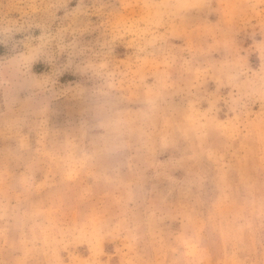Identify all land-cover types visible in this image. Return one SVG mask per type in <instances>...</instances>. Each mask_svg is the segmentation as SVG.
<instances>
[{"label": "rangeland", "instance_id": "rangeland-1", "mask_svg": "<svg viewBox=\"0 0 264 264\" xmlns=\"http://www.w3.org/2000/svg\"><path fill=\"white\" fill-rule=\"evenodd\" d=\"M0 264H264V0H0Z\"/></svg>", "mask_w": 264, "mask_h": 264}]
</instances>
